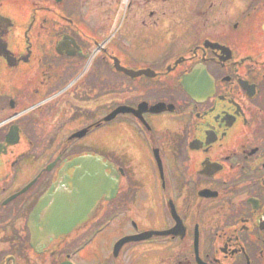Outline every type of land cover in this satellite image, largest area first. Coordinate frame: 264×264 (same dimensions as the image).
<instances>
[{
	"label": "flooded vegetation",
	"instance_id": "obj_1",
	"mask_svg": "<svg viewBox=\"0 0 264 264\" xmlns=\"http://www.w3.org/2000/svg\"><path fill=\"white\" fill-rule=\"evenodd\" d=\"M95 1L0 0V264H264V0Z\"/></svg>",
	"mask_w": 264,
	"mask_h": 264
},
{
	"label": "water",
	"instance_id": "obj_2",
	"mask_svg": "<svg viewBox=\"0 0 264 264\" xmlns=\"http://www.w3.org/2000/svg\"><path fill=\"white\" fill-rule=\"evenodd\" d=\"M5 48L7 47H0V55L7 57L8 55ZM79 163L83 165V170L77 180V190L73 194H59L56 197L48 195L45 198L49 203L54 200V207L50 212L56 213L57 216H61L59 219L56 217L49 221L52 226L49 227V229L52 231L60 229L61 227L64 229L66 225L71 223V219L63 218V215L70 216L74 212H83L86 208H93L96 202L105 194L109 195V197H111L110 199H113L116 195V182L106 175L105 168L102 167L100 158L88 157L80 160ZM75 207H82V210L77 211Z\"/></svg>",
	"mask_w": 264,
	"mask_h": 264
},
{
	"label": "rangeland",
	"instance_id": "obj_3",
	"mask_svg": "<svg viewBox=\"0 0 264 264\" xmlns=\"http://www.w3.org/2000/svg\"><path fill=\"white\" fill-rule=\"evenodd\" d=\"M100 2H101V0H96V1L94 2V5H100Z\"/></svg>",
	"mask_w": 264,
	"mask_h": 264
}]
</instances>
